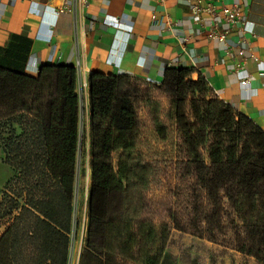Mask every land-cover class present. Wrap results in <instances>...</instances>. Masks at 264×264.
Segmentation results:
<instances>
[{
  "label": "trees",
  "instance_id": "obj_1",
  "mask_svg": "<svg viewBox=\"0 0 264 264\" xmlns=\"http://www.w3.org/2000/svg\"><path fill=\"white\" fill-rule=\"evenodd\" d=\"M165 72L155 86L171 99L188 155L184 171L194 175L211 205L203 213L195 191L189 225L173 212V226L218 241L225 197L244 222L246 238L238 241L237 251L264 262V131L230 104L210 97L206 79L193 80L189 68ZM77 78L72 65H42L36 77L0 67V149L14 171L0 201V219H11L0 236V264L70 262L81 144ZM138 79L99 72L89 77V225L79 264H161L165 257L168 226L159 231L141 218L151 165L125 155L138 140L140 89L132 83ZM153 121L159 138L167 140L159 118ZM210 136L207 163L200 148ZM118 151L115 169L112 155Z\"/></svg>",
  "mask_w": 264,
  "mask_h": 264
},
{
  "label": "crops",
  "instance_id": "obj_2",
  "mask_svg": "<svg viewBox=\"0 0 264 264\" xmlns=\"http://www.w3.org/2000/svg\"><path fill=\"white\" fill-rule=\"evenodd\" d=\"M223 2L242 6L244 54L238 30L228 36L231 55L208 38L212 22L204 15L201 26L189 0H0V67L36 77L42 65L74 66L76 91H84L88 107V137L92 72L160 85L170 67L189 68L193 80L204 77L214 96L264 131V0ZM65 7L72 11L61 12ZM10 223L0 221V236Z\"/></svg>",
  "mask_w": 264,
  "mask_h": 264
},
{
  "label": "rangeland",
  "instance_id": "obj_3",
  "mask_svg": "<svg viewBox=\"0 0 264 264\" xmlns=\"http://www.w3.org/2000/svg\"><path fill=\"white\" fill-rule=\"evenodd\" d=\"M140 89V97L135 106L137 109L140 127L137 133V145L132 151L126 152L136 162H146L151 165L152 176L145 190V209L141 214L142 219L152 222L160 231L162 226L169 228V241L166 246L164 259L161 264H264L255 257L240 253L236 244L240 239L246 238L244 222L238 220L236 210L223 198L222 221L224 232L219 234L218 241L198 237L190 232L176 229L171 221L174 212L178 218L189 225L193 217L194 193L201 194L203 213L210 210L205 190L198 184L194 175H187L184 171L188 155L184 146V139L177 129L173 117L171 99L157 87L148 82L132 81ZM214 94L211 93L210 97ZM159 118L160 125L167 130V140L158 136L156 122ZM80 127V150L78 154L77 183L75 195L74 228L71 235L70 258L75 262L78 253L86 246V233L88 228V197L91 185V141L87 136L88 125L82 118ZM207 144L200 148L204 160L210 163L208 154L209 146L213 141L212 136ZM121 152L113 153V165L117 169ZM4 154L0 149V201L6 190V183L14 177V171L3 160ZM7 218L0 219V221ZM124 264H137L125 260Z\"/></svg>",
  "mask_w": 264,
  "mask_h": 264
},
{
  "label": "built area",
  "instance_id": "obj_4",
  "mask_svg": "<svg viewBox=\"0 0 264 264\" xmlns=\"http://www.w3.org/2000/svg\"><path fill=\"white\" fill-rule=\"evenodd\" d=\"M77 2L84 4L89 0H76ZM167 0H159L160 3H164ZM191 5V13L196 21L203 27L204 25V15L210 19L212 22L211 26L207 30V37L211 40H218L224 45L225 54L231 55L232 46L230 45L228 39L229 35L238 30L240 32V38L237 41V46L239 47V53L244 54L245 48L243 44L247 43V38L245 37L246 32V21L243 19L242 6L238 2L235 3H224L223 0H189ZM71 10L70 7H65V9H60L61 12ZM153 19L156 20L155 15ZM221 23H224L225 26L221 27ZM243 46V47H242ZM255 58L256 56L253 55ZM241 65H237L235 71H239ZM85 87V84H83ZM82 87V88H83ZM80 92V108H81V120L85 118L88 114L87 108L84 103V91L81 89ZM81 122V121H80ZM80 252L78 253L77 260L73 262L70 258L69 264H79L80 261Z\"/></svg>",
  "mask_w": 264,
  "mask_h": 264
}]
</instances>
